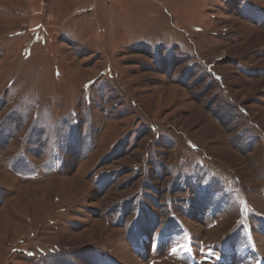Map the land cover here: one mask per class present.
I'll return each mask as SVG.
<instances>
[{
  "label": "rangeland",
  "instance_id": "rangeland-1",
  "mask_svg": "<svg viewBox=\"0 0 264 264\" xmlns=\"http://www.w3.org/2000/svg\"><path fill=\"white\" fill-rule=\"evenodd\" d=\"M0 264H264V0H0Z\"/></svg>",
  "mask_w": 264,
  "mask_h": 264
}]
</instances>
